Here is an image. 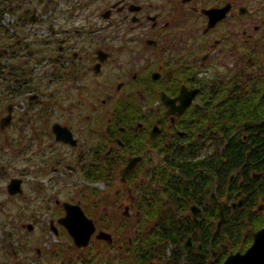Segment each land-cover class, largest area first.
<instances>
[{
    "label": "flooded vegetation",
    "instance_id": "obj_1",
    "mask_svg": "<svg viewBox=\"0 0 264 264\" xmlns=\"http://www.w3.org/2000/svg\"><path fill=\"white\" fill-rule=\"evenodd\" d=\"M0 34V69L13 84L12 97L25 86L30 66L44 69L48 90L44 109L13 100L0 112V143L13 146L16 160L29 166L6 183L8 198L26 206L14 222L70 237L60 223L64 204L83 209L85 195L103 211L115 206L108 190L83 193L77 180L102 181L109 189L117 175L121 182L129 159L139 157L121 183L130 193L142 182L143 192L152 193L155 179L161 189L164 163L188 158L204 164L190 181L197 197L187 205L194 228L189 247L211 223L214 234L232 235L220 241L221 264L250 246L251 233L264 228V0H0ZM4 117L9 120L2 124ZM55 124L66 140L57 138ZM234 148L241 155L237 166ZM212 161H219L214 170ZM12 178L20 181L13 194L7 188ZM212 195L223 204L218 229ZM191 205L199 209L197 223ZM239 210L253 219L244 230L248 245L233 249L240 237L226 217ZM70 239L77 253L61 254L60 264H83L78 252L91 245L77 247Z\"/></svg>",
    "mask_w": 264,
    "mask_h": 264
},
{
    "label": "rangeland",
    "instance_id": "obj_2",
    "mask_svg": "<svg viewBox=\"0 0 264 264\" xmlns=\"http://www.w3.org/2000/svg\"><path fill=\"white\" fill-rule=\"evenodd\" d=\"M1 35L2 34H0V45L5 43V39L1 38ZM27 41L30 40L27 39ZM30 68L32 73L30 76H26L25 86L23 88L21 85L20 87L18 86L17 88L20 89L19 95L14 97H12L13 92H15V89L12 88L13 84L10 80L7 81L4 78L6 74L5 69L2 71L0 69L1 113L4 112L6 105L13 102V100L18 103L23 102L26 107H32L37 110L48 107L46 100L48 90L47 82L45 81L43 75L44 69L30 66L28 68L26 67V70H29ZM29 94H37L38 98L30 101L28 99ZM36 118V125H40L42 116L37 115ZM10 144H12V142H10ZM12 147L13 146L7 145L4 142L0 143V264H16V261H23V264H60L62 257L61 254L67 255L68 257H74L77 253L69 236H67L63 231H60L58 235H54L47 227L43 226V224L39 226L35 225L33 229L29 231L20 223L14 222V218H12L18 210L26 206L21 198H8L9 195L6 192V183L10 177H18L22 175L24 170L27 171L29 168L27 163L16 160V155ZM26 176L28 177V175ZM38 178V181L43 183L44 177L41 176ZM29 181L32 183L31 180ZM77 181V185L81 187L83 193L88 191L90 192L92 190L97 192L108 190L110 194V202L115 203L114 208L103 211L100 207H93L84 195L81 202L84 212L87 216L94 220L98 229L106 230L112 234L113 244L106 245L104 243V245L102 243H98V241L93 238L90 244L91 249L88 247L84 249L83 252H78L80 254L79 258L82 256V260H84L90 256H95L96 258L100 256L101 258H105V261L109 264H122L125 257V249H118V245H120L121 242L126 243V236H128L127 233L131 230V226L137 224V217H135L136 209L131 207L130 199L132 198V200H135L136 198L137 200L139 191H135V189H133L129 193L126 186L122 185L119 181L118 175L114 181L110 183L111 186L109 189L106 188L107 185L102 181H89L85 178ZM31 183H26V189L31 187ZM114 190L118 191L117 196L115 195ZM67 195H69V191L67 192ZM101 197L102 196L99 198ZM102 201H105V199ZM126 205L129 207V209L127 208V217L124 216ZM39 211L40 210H37L35 213L37 214ZM43 213V210L40 211V215H43ZM23 214L24 221L27 222L28 211H23ZM130 221H133V223ZM184 240L185 239L181 240L180 245ZM180 245L179 249L181 248ZM98 246L102 248H99ZM37 248L41 250L40 255L36 252ZM59 248L61 249V252H57V256L53 255L54 250L57 251ZM191 248L193 247H189V249ZM96 249L97 252H95ZM172 249L173 246L167 245L165 249V256H168ZM96 254L98 255L96 256ZM154 264H158V260H155Z\"/></svg>",
    "mask_w": 264,
    "mask_h": 264
},
{
    "label": "trees",
    "instance_id": "obj_3",
    "mask_svg": "<svg viewBox=\"0 0 264 264\" xmlns=\"http://www.w3.org/2000/svg\"><path fill=\"white\" fill-rule=\"evenodd\" d=\"M7 70L12 72L14 69ZM231 154L234 158L233 164L237 166L236 163L241 157L238 149L234 148ZM211 165L214 170L219 165V161H212ZM203 166V163L192 162L188 158L171 160L162 165L163 174L159 181L161 189L156 186L157 179L151 188L154 190L152 193L143 192V183H139V195L132 204L136 209L137 224L131 226L132 232L129 230L127 233L128 250H125L122 264H145L152 260H158V264H208L209 260H212L213 264H221L225 252L221 249L220 241L224 235L229 237L232 235L227 232L221 234L220 231L214 234V223H211L207 231L200 229V237L196 239L197 246L189 249L186 254L182 253L181 248L179 249L181 240L194 230L189 222L187 205L197 195L193 194L190 181L194 176L192 172L197 171L198 167L202 169ZM239 212L237 216L226 217L228 221H234V228L240 237L237 241L233 239L230 244L233 249L248 245L249 237L244 234V230L251 228L253 219L249 211L239 210ZM210 214L213 219L218 217L213 207ZM129 239L131 244H128ZM167 245L173 246V249L168 256H165ZM83 261V264H109L105 258L95 259L93 256Z\"/></svg>",
    "mask_w": 264,
    "mask_h": 264
},
{
    "label": "water",
    "instance_id": "obj_4",
    "mask_svg": "<svg viewBox=\"0 0 264 264\" xmlns=\"http://www.w3.org/2000/svg\"><path fill=\"white\" fill-rule=\"evenodd\" d=\"M8 117H4L2 124L8 122ZM58 124L54 125V131L57 133V138L66 140L63 133V128H59ZM139 157L129 159L128 163L122 169L121 181L125 180V174L132 169ZM19 179L12 178L8 184L9 193L13 194L20 190ZM213 204L218 205L219 220L216 225L218 229L223 221V204L216 201L215 196L212 195L211 199ZM66 214L60 219V223L64 225L68 234L71 236L73 243L77 247H86L89 244L91 235L95 232V224L91 218H89L82 208L78 205L64 204ZM198 208L195 205L189 207V212L193 217L195 223H197L196 215L198 213ZM125 214H127V207L125 208ZM28 229H31L28 226ZM253 236V241L249 247L246 248L244 252H235L229 254L223 261L222 264H264V228L258 230L257 232L251 233ZM96 238L104 239L107 242L112 241V236L106 231H99L96 234ZM191 244L190 236L187 237L182 245L183 253L187 252L188 247Z\"/></svg>",
    "mask_w": 264,
    "mask_h": 264
}]
</instances>
